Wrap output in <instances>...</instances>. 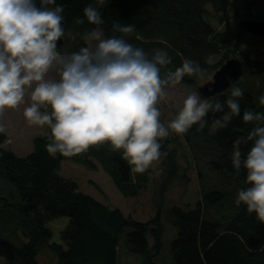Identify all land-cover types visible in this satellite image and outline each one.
Here are the masks:
<instances>
[{"label":"trees","instance_id":"16d2710c","mask_svg":"<svg viewBox=\"0 0 264 264\" xmlns=\"http://www.w3.org/2000/svg\"><path fill=\"white\" fill-rule=\"evenodd\" d=\"M228 1L106 0L101 9L104 23L99 26L105 36L113 35L114 23L133 24L135 33L127 37L130 43L146 52L160 48L170 57L171 63L161 69L162 76L167 69L181 66L182 58L196 61L203 75H186L180 82L191 90L210 80L229 58H239L243 74L234 84L244 92L239 101L241 114L214 135L207 126L198 130V125L184 134L170 133L160 141V175L153 167L132 174L122 150L110 151L108 144L91 147L83 155L57 153L53 158L46 150L47 125L25 155L7 148L6 133H0V262L40 264L41 254L48 251L51 264H119L125 234L127 251L140 255L143 264H264V224L256 213L248 214L246 205L235 204L238 191L249 185L245 184L246 169L237 172L230 158L233 141L246 137L256 126L242 121L243 112H264L259 105L264 95V58L246 45L245 30L230 28ZM56 3L64 6L66 33L57 50L77 51L84 43L80 35L96 27L83 13L94 0ZM77 18H84L85 23L77 24ZM213 56H218L216 62L211 61ZM230 87L201 98L223 102ZM158 107L162 122L175 118L166 100ZM212 118V113L206 117L209 125ZM253 143L241 145L242 158ZM69 158L93 170L101 165L128 202L129 212L81 191L76 180L62 173L63 162ZM178 179L185 185L180 204L164 205L167 191ZM56 218H66L61 241L54 240L50 225Z\"/></svg>","mask_w":264,"mask_h":264},{"label":"clouds","instance_id":"9594fccd","mask_svg":"<svg viewBox=\"0 0 264 264\" xmlns=\"http://www.w3.org/2000/svg\"><path fill=\"white\" fill-rule=\"evenodd\" d=\"M105 3L94 0L83 9L84 18L96 27L80 35L84 43L77 51L61 53L58 42L66 35L63 5L56 0H39V5L36 0H0V117L25 104L28 96L25 121L50 128L46 150L53 158L57 153L83 155L91 147L108 144L110 151L122 150L132 174H143L159 160L160 141L170 133L184 134L198 125V130L207 126L214 135L240 116L244 92L234 84L223 102L187 92L175 118L162 122L158 105L168 98L166 88H174L186 75L200 77L203 70L196 61L182 58L181 66L162 76L170 57L160 48L146 52L130 43L133 24L114 23L113 35L105 36L99 27ZM84 18L75 22L83 25ZM259 105L264 106V95ZM242 121L256 126L233 141L232 165L237 172L246 169L249 185L238 191L235 204L246 205L248 214L256 213L264 224V112L245 110ZM4 131L0 125V133ZM249 141L254 143L242 158L241 145Z\"/></svg>","mask_w":264,"mask_h":264},{"label":"rangeland","instance_id":"374dc122","mask_svg":"<svg viewBox=\"0 0 264 264\" xmlns=\"http://www.w3.org/2000/svg\"><path fill=\"white\" fill-rule=\"evenodd\" d=\"M226 14L230 28L234 31H239L241 28L239 23L243 19H251L250 16L254 14L256 19L264 20V0H229L226 3ZM243 30V29H242ZM246 31V30H245ZM245 36L246 45L252 52L260 58H264V36L254 35L248 31ZM218 56L211 58L212 62H216ZM55 75V74H52ZM55 78H58L56 76ZM205 80H202V84ZM168 98L165 99L168 107L177 115L183 106V100L186 98V93L189 91L196 92L200 98L198 90H191L185 84H178L174 88H166ZM209 98V97H208ZM26 103L20 105L17 109H9L5 111L3 117H0V125L5 128L6 140L4 145L7 148L13 149L20 155H25L33 149L34 139L46 132V125L44 127L29 126L23 116V110L29 106V98L26 96ZM202 99V98H201ZM159 160L153 162L152 166L160 175ZM62 173L76 180L79 184L80 190L93 195L97 199L106 202L111 207H119L125 213L129 212L128 202L125 201L123 194L113 182L109 173L99 165L97 170L90 169L83 163L74 161L72 159H65L62 165ZM185 190L184 182L181 179L175 181L173 187L167 191L164 205L180 204V196ZM165 211V209H164ZM66 224V218H56L50 221V225L54 230V240L61 241L60 231ZM172 228V226L170 225ZM168 229L166 233H168ZM167 235L165 239H167ZM120 263L119 264H143L142 257L136 253L127 251L125 245V234H123L120 242ZM52 252V251H51ZM41 262L53 263V258L50 253L43 252L40 257ZM5 262V261H4ZM3 261L0 264H6ZM40 262V264H41Z\"/></svg>","mask_w":264,"mask_h":264},{"label":"water","instance_id":"95a60500","mask_svg":"<svg viewBox=\"0 0 264 264\" xmlns=\"http://www.w3.org/2000/svg\"><path fill=\"white\" fill-rule=\"evenodd\" d=\"M239 26L254 35L264 36V20L243 19L240 21ZM62 44L63 38L58 42V46ZM242 74L243 65L241 60L237 57L229 58L215 71L210 80L197 88L198 92L203 97H211L228 89L239 80Z\"/></svg>","mask_w":264,"mask_h":264}]
</instances>
